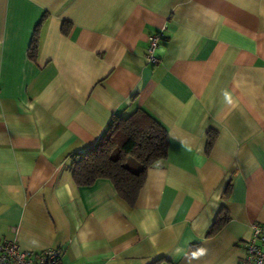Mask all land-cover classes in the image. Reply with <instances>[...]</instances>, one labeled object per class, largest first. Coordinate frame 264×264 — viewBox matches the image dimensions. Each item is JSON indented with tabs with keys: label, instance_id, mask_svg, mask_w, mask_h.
Masks as SVG:
<instances>
[{
	"label": "crops",
	"instance_id": "obj_1",
	"mask_svg": "<svg viewBox=\"0 0 264 264\" xmlns=\"http://www.w3.org/2000/svg\"><path fill=\"white\" fill-rule=\"evenodd\" d=\"M137 108L168 143L136 203L107 179L76 186L73 154ZM253 222L264 225V0H0V241L56 248L59 264H238Z\"/></svg>",
	"mask_w": 264,
	"mask_h": 264
},
{
	"label": "trees",
	"instance_id": "obj_2",
	"mask_svg": "<svg viewBox=\"0 0 264 264\" xmlns=\"http://www.w3.org/2000/svg\"><path fill=\"white\" fill-rule=\"evenodd\" d=\"M37 32L38 25L29 48L32 59L37 53ZM167 143L168 135L164 127L142 109L137 108L125 116L114 114L95 144L73 154L69 164L73 182L76 186H89L98 179H107L112 183L117 197L126 205L133 206L148 168L166 160ZM128 159L136 164H128ZM227 220V214L218 215L208 234L220 229ZM161 260L158 258L152 264H158Z\"/></svg>",
	"mask_w": 264,
	"mask_h": 264
},
{
	"label": "built area",
	"instance_id": "obj_3",
	"mask_svg": "<svg viewBox=\"0 0 264 264\" xmlns=\"http://www.w3.org/2000/svg\"><path fill=\"white\" fill-rule=\"evenodd\" d=\"M162 32L148 36L145 59L156 62L154 54ZM250 237L244 243V254L238 264H264V225L253 222L250 225ZM60 252L56 248H48L41 252L22 250L16 239L0 241V264H59Z\"/></svg>",
	"mask_w": 264,
	"mask_h": 264
},
{
	"label": "rangeland",
	"instance_id": "obj_4",
	"mask_svg": "<svg viewBox=\"0 0 264 264\" xmlns=\"http://www.w3.org/2000/svg\"><path fill=\"white\" fill-rule=\"evenodd\" d=\"M130 162H132V164H136V163H134V161H132V159H128V160H127V163L130 164ZM132 164H131V165H132ZM132 168H133V167H132ZM132 168H131V169H132ZM132 170H133V169H132Z\"/></svg>",
	"mask_w": 264,
	"mask_h": 264
}]
</instances>
